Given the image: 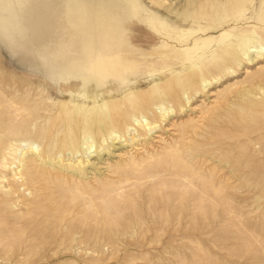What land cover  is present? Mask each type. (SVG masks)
Wrapping results in <instances>:
<instances>
[{"label": "rangeland", "instance_id": "obj_1", "mask_svg": "<svg viewBox=\"0 0 264 264\" xmlns=\"http://www.w3.org/2000/svg\"><path fill=\"white\" fill-rule=\"evenodd\" d=\"M37 1L0 0V264H264V53L230 54L244 31L264 43V0H140L153 12L195 1L184 31L213 55L100 86L75 78L115 66L83 1ZM146 102L136 117L155 124L86 150L88 123Z\"/></svg>", "mask_w": 264, "mask_h": 264}, {"label": "bare ground", "instance_id": "obj_2", "mask_svg": "<svg viewBox=\"0 0 264 264\" xmlns=\"http://www.w3.org/2000/svg\"><path fill=\"white\" fill-rule=\"evenodd\" d=\"M35 1L36 4L37 2L43 3L42 1ZM47 1L50 2L51 0ZM81 1H83L84 4L83 15L88 16L91 21L95 42L98 45L105 46V59H110L111 62L115 63V66L110 68H103L99 65H84L82 72L75 76L76 80L82 84L100 86L106 82H112L116 76L125 73L124 68H128L129 72L143 73L146 78L150 76L154 69L160 70V68L169 67L174 70H186L193 64L201 60H207L208 57L213 55L210 52L212 46L205 45L203 47H198L197 42L188 41L189 38L186 37L189 33L184 30H186L188 25L195 24L188 21V17H200L198 12L201 7L197 6L192 8L195 1H189L192 4L189 10L184 8L175 9L171 8L170 5L166 6L163 3L155 2L157 5L155 9H157L156 11L158 12H153L152 9L148 11L146 8H143L140 6V0H113L110 3L106 2L107 0ZM205 4H207V2H205ZM134 6H137L141 11L135 13ZM164 9L168 12H165L167 16L165 19L159 14V11ZM79 10L81 11L80 8ZM194 11H197V14ZM172 15H176L178 19H174ZM215 15L218 19L224 17L223 14L218 15V11L215 12ZM238 24H242L240 18H238V20L233 19L226 21L224 24H215V26H218L217 32H224L228 28H236ZM162 40H165L166 43L161 47L157 46L156 44ZM172 41L175 43L171 44ZM234 41V45L230 48L231 60L233 59L236 61L239 55H243L246 56L247 60L250 58L249 60L252 62L254 61L252 58L253 55L258 56L264 53V43H261V36L254 31L241 32ZM167 51L169 52L168 57H160L162 52ZM102 55L103 54L100 53L97 57H94V60L100 61ZM223 63L226 64L225 61H223ZM138 83H140L139 80H134L132 83L122 87L112 85L106 88V92H116L124 89L130 84ZM139 104H135L132 107L125 105L123 117L117 120V122L111 121L110 118L102 112V115H105V117H102L98 121L92 120L91 123H88V128L86 130L91 134L94 140L88 145L86 150L93 149V144L100 143L102 140L107 141L110 139L112 146L118 144L119 141L118 143H114L119 137L116 132L120 133L126 130L129 122H134L138 126L143 127L155 124L154 122L148 121L145 125L140 124V120L137 119L138 117H136V115L141 111H150L151 106L147 102ZM144 104L147 106H144ZM75 130L78 131L79 128ZM132 130H134V128ZM76 136L78 135H73L69 138V147L75 144V141L72 140H74ZM23 142L26 143V141ZM34 149L33 143L27 146V150ZM94 151L91 150V153ZM48 152L49 150L47 153ZM59 152H61V150H59ZM22 162L23 160L20 159L19 164H22Z\"/></svg>", "mask_w": 264, "mask_h": 264}]
</instances>
